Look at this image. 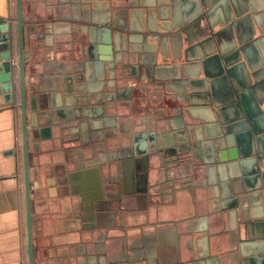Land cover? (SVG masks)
Here are the masks:
<instances>
[{"label":"crops","instance_id":"1","mask_svg":"<svg viewBox=\"0 0 264 264\" xmlns=\"http://www.w3.org/2000/svg\"><path fill=\"white\" fill-rule=\"evenodd\" d=\"M128 1L121 9L124 18L122 15L116 22L120 27H131L128 33L150 34L148 27L160 30L164 23L169 26L160 46L161 63L184 60L188 76L197 79L201 87L215 80L218 102L223 104L234 103L237 94L252 103L254 98L259 102L258 93L264 101V87L253 89L256 93L253 95L250 87L256 82L255 77L245 68L238 67L234 78L228 75L227 81L222 79V61L217 55L221 49H229L231 43L227 32L221 31V11H215L209 19L201 13L200 7L205 12V6L200 0H171L169 22L146 14L148 7L153 8L163 0ZM108 3L107 0H23L28 100L34 101L37 95L42 108L48 102L61 105L63 110V114L51 120L49 131H37V135L30 131L29 118V180L36 264H210L217 256L221 264H264L261 255L229 262L209 236L215 229L212 216L215 208L218 209L213 185L200 181L203 174L196 173L187 163L184 149L190 144L189 135L159 120L163 113L157 112L151 103L158 104V97L149 96L138 87L129 94L120 92L119 96L118 89L122 91L124 87L119 81L113 86L114 72L106 63L102 68L96 65L100 61V48L104 46L103 35L96 28L103 26L104 19L108 20ZM166 3L163 1V5ZM116 8L111 3V10ZM9 11L16 16V0H0V16L5 17ZM249 16L251 20L252 15ZM43 17L48 18L46 22L53 26L52 30L40 25L37 30L31 27ZM110 17H114L113 11ZM249 21L246 26L240 24L241 34L253 25ZM74 26L86 28L87 39L91 36L89 45L94 44L100 56L94 58L89 52L91 47L88 52L57 49L65 42L63 36ZM111 26L115 31L113 19ZM92 27L96 31L91 34ZM14 33L16 36V30ZM205 56L208 63L203 69L201 64L197 65V59ZM14 60L17 62V55ZM147 97L148 103L142 101ZM112 99L121 106L110 108ZM262 103L259 102L264 110ZM19 104V90L13 103L11 94L0 87V264H30ZM129 104L135 107L129 110ZM98 109H102V114ZM69 110L73 111L70 115ZM228 111L234 115L239 107L230 105ZM263 115L259 113L258 119L264 127ZM113 117L117 123H111ZM42 127L46 128L42 125L39 130ZM136 135L144 138L137 141ZM137 143L151 151L148 180L146 184L139 182L135 171V180L127 187L123 173L122 209L115 215L119 236L112 240L108 238L112 210L105 206L99 211L91 208L96 202L95 191H100L97 187H101L107 199L101 163L118 161L119 155L129 147L135 153ZM198 150L196 154L204 160V152ZM95 166L100 167V179L92 169ZM246 177L248 196L243 206L246 225L240 230L239 240L260 241L264 246V183L253 173ZM101 211L103 223L95 216Z\"/></svg>","mask_w":264,"mask_h":264},{"label":"water","instance_id":"2","mask_svg":"<svg viewBox=\"0 0 264 264\" xmlns=\"http://www.w3.org/2000/svg\"><path fill=\"white\" fill-rule=\"evenodd\" d=\"M107 1L109 2L108 20L104 19L102 21L103 26L96 28L98 34L103 35L104 46L100 48L101 56L97 54L98 48L94 44L93 46L89 45L91 36L88 37V40L84 26H74L73 30L71 28L70 33L65 35L66 37L63 36L65 42L59 44L60 47L57 49L75 50L74 52H83V49H86L88 52V47H91L89 50L91 55L94 58L100 56V61L96 65L102 68L106 63L112 73L114 72L117 79L115 78L113 86L116 85V81L123 85L124 90L118 89L119 96H121L120 92L129 94L138 87L145 94L158 97V104L156 101L151 103L156 107L157 112L161 110L163 113L159 120L166 124L169 123L172 128L189 135L190 144L184 149V155L188 159L187 163L192 166L196 173L203 174L200 181H209L213 185V196L218 209L215 208V215L212 216L215 229L209 236L214 239L222 255L231 263L237 259L239 262L244 261L252 256L261 255L264 257V246L260 241L243 242L239 240L241 237L240 230L246 225V213L243 210L244 200L248 196L245 185L246 176L250 173L259 175L264 183V127L258 119V114L260 113L261 116L264 113L261 112L264 111L261 106L264 101L257 93L261 104L256 98L252 103L246 102L245 96L243 97L242 94H237V100L234 103L223 104L224 102H218L215 80H211L207 85L201 87L202 85H199L197 79L188 76L187 65L184 60L182 62L179 60L173 64L160 62L163 58L160 46L164 37L167 36L165 33L169 31V26L166 23L160 26V30L148 27L150 34L128 33L127 30L131 27H120L116 22L121 20L122 15L124 18V10H121L122 5L130 1ZM163 1L167 3L163 5ZM163 1L154 5L153 8L148 7L146 14L152 19L157 15L159 20L170 22L171 8L169 9L168 6L171 4V0ZM200 1L205 6V12L200 7L201 13L206 14L209 19L215 11L222 12L223 28L221 31L227 32L228 41L231 43L229 49L223 51L221 49L219 53L222 55L219 53L217 55L222 61L221 71L224 73L222 79L227 81L228 75L234 78V71L238 67H243L255 77L256 82L250 87L253 95H255L253 89L264 87V79L259 78V76H264V0ZM111 3L117 7L115 10H111ZM112 11L114 17H110ZM249 15H252L251 20L254 23L250 20ZM50 16L52 17V15ZM112 19L116 28L115 31L111 26ZM47 20V17L38 21L35 20V24H32L31 27L37 30L38 25H40V27L45 26L52 30L53 26L46 22ZM247 21L253 23L254 27L253 25L250 26V29H245L244 33L241 34L240 24L242 26L243 23L246 26ZM89 29L91 34L92 31H96L94 27ZM32 36L31 45L34 48L35 43ZM15 38L16 42L14 41ZM140 44L143 46L141 47ZM150 44H152V49L149 47ZM14 45L17 47V51H15ZM204 45L205 43H203ZM16 55L17 62L14 60ZM207 56L197 59V65L201 64L203 69L208 63ZM185 59L189 61L188 57ZM26 61L23 0H16V16H12L10 11L5 17L0 16V87L4 92L11 94L13 103L17 90L20 94L19 108L21 110L24 150L28 256L30 264H36L29 180V118L31 120L30 131L37 135V131H49V127L52 126L51 120L56 119V115L63 114V110H60L61 105H51L48 102H44L46 108H42L40 101L37 100V95H34V101L28 100ZM128 97L129 99L132 98V94ZM143 100L148 103L149 98H143ZM115 101L116 99L110 101L113 103L110 104V108L115 109L117 106H121L120 103H114ZM234 104L238 105L239 112L236 111L234 115H231L228 107L234 106ZM127 106L129 110L135 107L131 104ZM98 110L102 114V109ZM71 113L73 111L69 110V115ZM129 113L132 112L128 111ZM166 114L167 118L165 117ZM111 119L112 124L117 120L114 117ZM188 121L190 124L187 123ZM42 125L46 128L42 127L39 130V126ZM141 137L136 135L135 140L138 141ZM198 148H200L199 152H204L206 156L204 160H201L196 154ZM150 152L144 145L137 143L135 153L132 147H129L126 151L120 152L118 161L101 163L107 199H105L101 187H97L100 193L95 191L96 202L92 204L91 208L99 211L102 206H105V208L112 210V220L108 225L109 239L113 240L119 236L117 232L119 229L115 227V215L117 210L122 209L120 182L123 173L127 187L133 184L135 171L137 172V180L146 184L150 168ZM92 169L97 178L100 179V167L95 166ZM236 190L238 191L236 192ZM225 198L226 200H224ZM101 213L102 211L95 213V216H98L103 223L104 219H101ZM120 227H124L123 224ZM104 228L107 226L104 225ZM233 236L234 238L231 240ZM231 246L235 248H231ZM210 264H221L220 256L213 258Z\"/></svg>","mask_w":264,"mask_h":264}]
</instances>
